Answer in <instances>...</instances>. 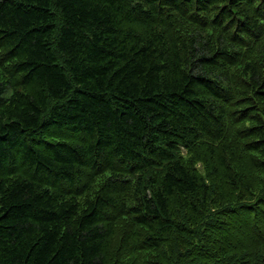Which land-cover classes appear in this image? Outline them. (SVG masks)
Masks as SVG:
<instances>
[{
  "label": "trees",
  "instance_id": "16d2710c",
  "mask_svg": "<svg viewBox=\"0 0 264 264\" xmlns=\"http://www.w3.org/2000/svg\"><path fill=\"white\" fill-rule=\"evenodd\" d=\"M0 264H264V0H0Z\"/></svg>",
  "mask_w": 264,
  "mask_h": 264
}]
</instances>
